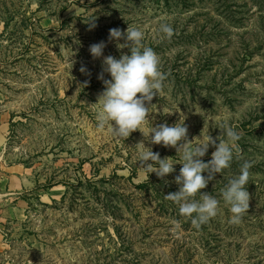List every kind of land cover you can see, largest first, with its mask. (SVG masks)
<instances>
[{"label":"rangeland","instance_id":"obj_1","mask_svg":"<svg viewBox=\"0 0 264 264\" xmlns=\"http://www.w3.org/2000/svg\"><path fill=\"white\" fill-rule=\"evenodd\" d=\"M128 24L144 32L167 77L146 102L145 134L184 122L192 146L226 139L225 125L241 136L239 155L211 180L226 186L251 162L239 224L229 223L224 187L212 195L217 216L199 229L178 206H161L136 187L157 176L137 162L140 142L161 158L180 153L140 130L124 140L97 127L103 57L121 55L109 30ZM101 41L93 59L89 47ZM0 111L10 115L0 264H264V0H0Z\"/></svg>","mask_w":264,"mask_h":264},{"label":"clouds","instance_id":"obj_2","mask_svg":"<svg viewBox=\"0 0 264 264\" xmlns=\"http://www.w3.org/2000/svg\"><path fill=\"white\" fill-rule=\"evenodd\" d=\"M90 24V27H94ZM159 32L164 39H170L173 28L170 24L162 23ZM109 40L116 41L120 58L112 55L104 56L102 72L99 79L104 83V91L98 96L100 105L95 119L97 127L108 128L110 133L121 139H126L136 130H140L150 144L172 147L180 153V159L173 161L169 157L161 158L158 152L146 147L138 153L137 162L148 173H155L160 179L175 171L174 165L179 163L182 167L174 182L179 185V190L168 193L165 198L174 202L181 216L188 218L192 226L199 229L218 214L220 201L202 192L209 181L215 178L217 173H222L230 166L234 156H238L240 149L237 142L241 139L239 133L231 126L221 128L226 139L219 140L209 136L204 142L195 146L189 144L188 128L183 123H175L172 126L166 123L152 127L145 134L142 125L145 124L153 97L160 94L166 74L160 69V59L151 47L144 45V32L138 27L128 24L126 30L112 28L109 30ZM123 40V43L120 41ZM105 42L90 45L89 51L93 59L103 56ZM129 49L130 54L123 49ZM82 72L85 69H80ZM104 73L110 75V79H104ZM139 94V95H138ZM215 150L211 153V160L204 162L201 158L206 155L209 147ZM146 149V150H144ZM252 167L251 162L245 161L240 167V173L230 179L228 184L221 189V196L225 205L229 207L231 217L230 224H239L243 215L248 212L250 194L246 189ZM207 172V176L203 173ZM200 193V199L196 196Z\"/></svg>","mask_w":264,"mask_h":264},{"label":"trees","instance_id":"obj_3","mask_svg":"<svg viewBox=\"0 0 264 264\" xmlns=\"http://www.w3.org/2000/svg\"><path fill=\"white\" fill-rule=\"evenodd\" d=\"M209 161V160H208ZM176 167V166H175ZM181 168V165L178 167V174H179V170ZM205 176H207L206 173H203ZM136 187L141 188V189H145L146 191H148V193H154L153 195L156 196L159 200V202H161V206L163 207H177V205L172 202L171 200H168L165 198V195H167L168 193L171 192H175L179 190V185H177L174 180H172L171 178H164V179H160L157 176H152L150 177L147 181L143 182V183H139L136 184ZM222 187H225V184H213L212 181H209L208 185L206 186L205 189H202V192H207L209 195H215V189H220ZM196 199L199 200L200 199V193L197 194ZM177 210H179V208H177Z\"/></svg>","mask_w":264,"mask_h":264},{"label":"crops","instance_id":"obj_4","mask_svg":"<svg viewBox=\"0 0 264 264\" xmlns=\"http://www.w3.org/2000/svg\"><path fill=\"white\" fill-rule=\"evenodd\" d=\"M10 115H7V112L2 113L0 111V148H2L8 139V123ZM6 186V183H5ZM11 188V185L9 184Z\"/></svg>","mask_w":264,"mask_h":264}]
</instances>
